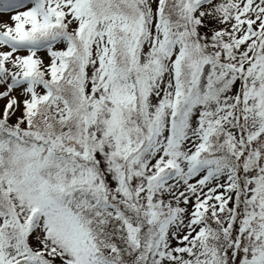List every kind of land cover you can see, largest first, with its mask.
Segmentation results:
<instances>
[{
  "label": "snow or ice",
  "instance_id": "6c2138e0",
  "mask_svg": "<svg viewBox=\"0 0 264 264\" xmlns=\"http://www.w3.org/2000/svg\"><path fill=\"white\" fill-rule=\"evenodd\" d=\"M0 13V264H264V0Z\"/></svg>",
  "mask_w": 264,
  "mask_h": 264
},
{
  "label": "rangeland",
  "instance_id": "374dc122",
  "mask_svg": "<svg viewBox=\"0 0 264 264\" xmlns=\"http://www.w3.org/2000/svg\"><path fill=\"white\" fill-rule=\"evenodd\" d=\"M11 15V13H0V19L3 20H8L9 16Z\"/></svg>",
  "mask_w": 264,
  "mask_h": 264
}]
</instances>
